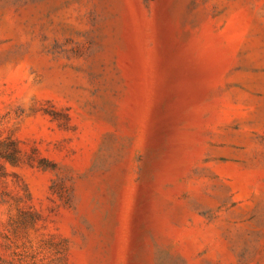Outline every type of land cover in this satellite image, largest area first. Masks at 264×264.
I'll return each instance as SVG.
<instances>
[{"label":"rangeland","instance_id":"374dc122","mask_svg":"<svg viewBox=\"0 0 264 264\" xmlns=\"http://www.w3.org/2000/svg\"><path fill=\"white\" fill-rule=\"evenodd\" d=\"M0 264H264V0H0Z\"/></svg>","mask_w":264,"mask_h":264}]
</instances>
